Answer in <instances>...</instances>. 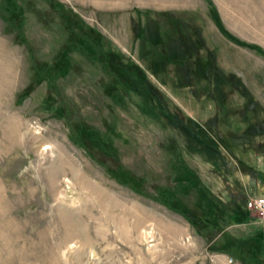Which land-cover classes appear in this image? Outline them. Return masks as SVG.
<instances>
[{"label":"rangeland","instance_id":"rangeland-1","mask_svg":"<svg viewBox=\"0 0 264 264\" xmlns=\"http://www.w3.org/2000/svg\"><path fill=\"white\" fill-rule=\"evenodd\" d=\"M20 3L26 41L0 32V264H246L224 248L264 241V211L248 206L264 200V134L232 140L264 121V46L246 39L264 41V32H232L234 0H196L194 14L142 12L136 32H107L106 21L72 8L104 35L103 51H119L145 78L114 105L99 59L73 51L52 99L41 80L18 103L31 60L52 62L70 36L44 0ZM195 27L215 51V66L238 75L249 100L221 98L215 81L189 83L179 65L160 62L162 44ZM212 118L231 150L187 129L190 120ZM78 126L96 130L100 141ZM159 187L195 221L158 201ZM255 249L264 264V249Z\"/></svg>","mask_w":264,"mask_h":264},{"label":"trees","instance_id":"trees-1","mask_svg":"<svg viewBox=\"0 0 264 264\" xmlns=\"http://www.w3.org/2000/svg\"><path fill=\"white\" fill-rule=\"evenodd\" d=\"M44 1L56 9L70 36L65 50L60 51L52 62L40 63L31 60V74L27 84L17 93L16 102L19 103L27 97L41 80H47L50 83L46 91V99H52V92L56 90L54 81L67 73L71 62L70 52L78 51L85 53L87 58L99 59L104 72L110 76L107 88L108 97L114 105H119L130 87L145 78V71L117 50L103 51L100 46L107 42L104 35L99 30L86 25L72 8L57 0ZM20 2L21 0H1L0 18L4 21L5 33H13L16 35L17 42H25L26 37L23 32L25 13ZM162 46L164 53L160 62L163 65L170 63L179 65L187 82L206 83L210 86L215 81L221 98H229L236 93L244 96L246 100L251 97L238 75L215 66L216 53L205 46L199 27L193 28L189 37L168 41ZM199 47L204 48L202 55L196 54ZM209 95L211 96L210 91ZM215 124L216 118H212L207 119L203 124L190 120L186 126L191 133L205 137L212 147L216 148L222 144L226 150H231L230 143L221 135ZM75 129L79 134L87 135L92 141H100L96 130L92 128L78 126ZM262 134H264V121L235 133L232 141L233 143H247ZM259 178L264 182V172L259 173ZM157 194L158 201L169 209L180 212L191 222L195 221L189 212L177 208L175 195L167 189L159 187ZM244 219H247V216ZM255 248L264 249V241H258L255 246L252 244L244 245V247L230 245L224 250L231 256L240 258L246 264H258L255 259Z\"/></svg>","mask_w":264,"mask_h":264},{"label":"crops","instance_id":"crops-1","mask_svg":"<svg viewBox=\"0 0 264 264\" xmlns=\"http://www.w3.org/2000/svg\"><path fill=\"white\" fill-rule=\"evenodd\" d=\"M70 6L76 12L82 14L83 11L91 12L96 18L106 21L107 32H136V24L133 26L134 19L139 20V14L142 12H184L194 14L196 12V0H57ZM215 5L216 2H214ZM218 5L216 6V8ZM235 25L232 32H236L243 37L244 33L239 32H264V0H234ZM220 13L221 9H217ZM135 15V16H134ZM205 16L209 19L208 11ZM221 15V13H220ZM221 22L226 29L230 30L229 23L221 15ZM58 17V14H57ZM26 20V19H25ZM123 22V26L120 22ZM211 21V20H209ZM128 22V26L126 25ZM206 23V22H205ZM204 23V24H205ZM219 24V22H217ZM133 26V27H132ZM208 28L210 25L206 23ZM224 27V28H225ZM4 29L3 22L0 21V32ZM231 31V30H230ZM229 31V32H230ZM205 32V27H204ZM260 36H264L259 34ZM259 36V37H260ZM248 41L254 44L264 46V41L246 37ZM238 61V60H237ZM239 62V61H238ZM236 62V67L239 63ZM238 73V71H236ZM241 72V71H240ZM242 73V72H241ZM243 78L248 84L246 74Z\"/></svg>","mask_w":264,"mask_h":264},{"label":"built area","instance_id":"built-area-1","mask_svg":"<svg viewBox=\"0 0 264 264\" xmlns=\"http://www.w3.org/2000/svg\"><path fill=\"white\" fill-rule=\"evenodd\" d=\"M248 206L262 212V211H264V200H263V198L249 200ZM230 260H231V258H230Z\"/></svg>","mask_w":264,"mask_h":264},{"label":"bare ground","instance_id":"bare-ground-1","mask_svg":"<svg viewBox=\"0 0 264 264\" xmlns=\"http://www.w3.org/2000/svg\"><path fill=\"white\" fill-rule=\"evenodd\" d=\"M47 148V147H46Z\"/></svg>","mask_w":264,"mask_h":264}]
</instances>
